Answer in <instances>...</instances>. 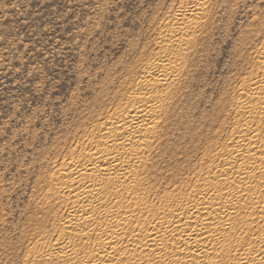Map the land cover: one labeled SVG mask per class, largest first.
Wrapping results in <instances>:
<instances>
[{
	"label": "rangeland",
	"instance_id": "rangeland-1",
	"mask_svg": "<svg viewBox=\"0 0 264 264\" xmlns=\"http://www.w3.org/2000/svg\"><path fill=\"white\" fill-rule=\"evenodd\" d=\"M190 1L0 0V264H61L50 252L63 239L81 251L98 247L94 234L81 239L63 226L73 202L59 198L60 169L78 158L128 83L164 54L159 35ZM205 1L200 24L184 40L192 42L187 58L176 61L190 62L174 85L179 95L144 150L139 188L123 193L125 202L140 196L137 217L147 203L166 204L170 191L196 188L235 149L242 129L264 144V112L253 120L240 108L264 74V0Z\"/></svg>",
	"mask_w": 264,
	"mask_h": 264
},
{
	"label": "bare ground",
	"instance_id": "bare-ground-1",
	"mask_svg": "<svg viewBox=\"0 0 264 264\" xmlns=\"http://www.w3.org/2000/svg\"><path fill=\"white\" fill-rule=\"evenodd\" d=\"M205 7V0H192L182 6L172 23H168L169 28L158 34L157 43L164 54L146 62L137 80H131L120 97L116 94L119 99L115 110L89 133L88 143L80 148L78 158L62 165V180L57 179L61 181L59 198L73 202L63 226L81 239L90 241L94 234L98 247L94 243V250L81 251L70 240H58L50 254L57 253L61 264H264V155L257 154L264 144L258 135L249 136L247 127L238 132L235 149L222 163L219 161L216 167H211L198 181L201 185L197 183L189 193L177 191L179 195L175 196L170 191L166 196L168 202L159 209L146 202V211L138 217L133 206L140 196L135 192L130 202L127 199L128 203L122 198L125 190L136 191L139 171L147 157L144 150L148 151L146 148L151 147L153 140L151 134L156 132L159 119L168 114L169 102L176 99L174 94L179 95L174 91L178 85H174L182 75L181 66L183 69L188 61H182L183 64L176 61L186 60L184 55L192 42L184 40H189L186 36L200 24L198 18ZM261 69L264 73V63ZM263 76L256 79L254 86H248L251 99L240 103L242 111L249 113V119L255 120L264 112ZM241 120V124L243 120L248 122L247 116ZM248 151H251L249 155ZM246 158L253 165L242 162ZM236 163L239 165L235 172ZM106 194L118 199L109 201L110 195L108 200ZM246 196L247 204L243 203ZM243 208L245 214L242 212L240 217ZM131 227L130 243L124 249L122 241Z\"/></svg>",
	"mask_w": 264,
	"mask_h": 264
}]
</instances>
